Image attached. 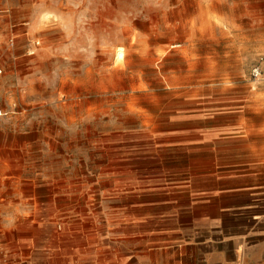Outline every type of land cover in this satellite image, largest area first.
Here are the masks:
<instances>
[{
    "label": "rangeland",
    "instance_id": "obj_1",
    "mask_svg": "<svg viewBox=\"0 0 264 264\" xmlns=\"http://www.w3.org/2000/svg\"><path fill=\"white\" fill-rule=\"evenodd\" d=\"M0 66V264H264V0H0Z\"/></svg>",
    "mask_w": 264,
    "mask_h": 264
},
{
    "label": "crops",
    "instance_id": "obj_2",
    "mask_svg": "<svg viewBox=\"0 0 264 264\" xmlns=\"http://www.w3.org/2000/svg\"><path fill=\"white\" fill-rule=\"evenodd\" d=\"M1 178H3V180L5 181H7L8 183H9V185H10V187L12 188V192H13V196L12 195H10V197H8L7 199L8 200H12V199H14V197L18 200V199H20V200H23L24 198L25 199H27L28 197H22L20 194H19V192H17V183H18V180H17V178H16V176L15 175H13V174H11V173H8L6 170L5 171H2V174H1V176H0ZM232 221L231 222H237V221H239L238 220V218H233L232 217ZM225 224H227V223H225ZM217 227V226H216ZM220 228V227H219ZM242 236H245V235H242Z\"/></svg>",
    "mask_w": 264,
    "mask_h": 264
},
{
    "label": "built area",
    "instance_id": "obj_3",
    "mask_svg": "<svg viewBox=\"0 0 264 264\" xmlns=\"http://www.w3.org/2000/svg\"><path fill=\"white\" fill-rule=\"evenodd\" d=\"M10 44L13 45L14 44V40L11 39ZM36 44H39V42H37ZM34 51H31L30 54H32ZM3 72L2 67L0 66V74ZM252 77H254L255 79H258L261 77L262 75V70L259 64L255 65L254 68L252 69V73H251ZM5 114V112L3 110H0V115Z\"/></svg>",
    "mask_w": 264,
    "mask_h": 264
}]
</instances>
